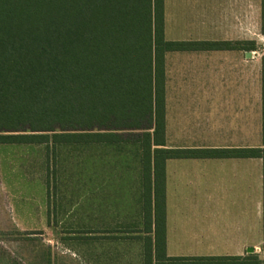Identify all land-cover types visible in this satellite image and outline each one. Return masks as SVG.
I'll use <instances>...</instances> for the list:
<instances>
[{"label": "trees", "instance_id": "obj_1", "mask_svg": "<svg viewBox=\"0 0 264 264\" xmlns=\"http://www.w3.org/2000/svg\"><path fill=\"white\" fill-rule=\"evenodd\" d=\"M230 43L167 40L164 0H0V144L45 145L54 161L68 148L134 146L149 171L154 161L157 264H258L254 255L166 256L167 158L264 159V147H162L166 53L224 49ZM46 185L49 195L52 188L58 191V184ZM60 207L65 209L54 208ZM59 223L56 219L53 225ZM86 232L80 224L62 231L77 236ZM152 251L147 246L146 264H152Z\"/></svg>", "mask_w": 264, "mask_h": 264}, {"label": "crops", "instance_id": "obj_2", "mask_svg": "<svg viewBox=\"0 0 264 264\" xmlns=\"http://www.w3.org/2000/svg\"><path fill=\"white\" fill-rule=\"evenodd\" d=\"M226 2L164 0L166 39L230 41L210 37L218 33V4ZM222 26L225 27L224 23ZM168 34L173 38H168ZM230 42L224 49L166 53L164 149L251 147V108L256 103L262 110L263 96L257 95L255 102L251 103V50L248 43ZM4 146L0 144V232L5 231V206H13L17 216L24 213L22 206H71L67 192L51 190L49 195L47 189L43 190L39 178V189L35 181H23V188H20L21 183L19 187L16 182L12 183L11 180L23 179L24 176L18 171L5 173ZM251 159L259 158H167L164 161L167 257L202 259L249 256L248 210L245 220L244 209L229 210L226 206H249ZM135 160L137 165L133 169L98 172V188L91 196L94 200L89 202L90 196H84L82 204L90 206L92 203L97 209L99 206L97 214L93 215L95 222L87 223L80 218V226L87 232L79 236L60 234L62 241L98 245L134 242L137 251L133 255L125 253L129 254L126 256L129 263L133 259L138 264H146L145 251L150 246L153 249L152 264H157L154 161L149 171L140 157ZM31 185L33 188L25 190L26 186ZM262 192L260 206L264 201V173ZM100 206L137 207L134 215L128 213L121 217L116 210L109 208L106 211ZM25 223L31 226L33 222L27 220ZM19 225L23 226V223L19 222ZM49 226L53 227V224ZM67 226L69 228V224ZM95 253L97 264H110L119 257L117 251L112 250Z\"/></svg>", "mask_w": 264, "mask_h": 264}, {"label": "rangeland", "instance_id": "obj_3", "mask_svg": "<svg viewBox=\"0 0 264 264\" xmlns=\"http://www.w3.org/2000/svg\"><path fill=\"white\" fill-rule=\"evenodd\" d=\"M218 4V33L210 37L219 40L237 41L255 47L250 56V90L251 103L254 97L263 96L264 103V0H243V2H228ZM224 23L225 27L222 26ZM225 33H221L222 31ZM172 39L173 36L167 35ZM182 37V36H181ZM243 39V40H242ZM257 101V99H256ZM252 106V105H251ZM262 111V114H261ZM264 106L262 110L257 106L251 108L250 146L264 147ZM5 173L18 171L22 177L11 180L16 186L22 187V182L32 181L40 188L38 179L42 182L43 190L46 182L51 186L58 184V192L62 191L71 199V206L62 210L52 206L51 223L59 220V225L50 227L48 219V206H22L25 208L22 216H17L13 206H5V231L0 232V264H97L96 251H117L118 259L110 264H138L129 259L125 253L133 255L137 251L134 242L105 243L102 245L65 242L60 238L62 231L68 228L67 224L77 226L82 222L94 223V213L97 206L90 203L82 206L84 196H90L98 188L99 171H117L133 169L139 158L134 146H88L80 151L63 150L60 160L54 161L48 157L45 145H12L5 144ZM136 164V165H135ZM250 169V198L249 206H226L229 210L244 209V218L250 226V253L257 256L258 264H264V201L259 205L263 190L264 160L251 159ZM27 179V180H25ZM122 179V178H121ZM120 181H125L121 180ZM6 180V179H5ZM8 181V179L6 180ZM23 188V187H22ZM33 188L26 186L25 190ZM53 190V188H52ZM55 191V188H54ZM96 197V195H95ZM97 200V199H96ZM88 203V200L85 201ZM137 206H100L102 210H116L122 217L128 213L134 215ZM67 208H69L67 210ZM82 216V217H81ZM21 219L19 220L18 219ZM82 220H81V219ZM31 220L32 225L25 222ZM19 222L23 223L19 225ZM74 224V225H73ZM125 254V256H123ZM132 257V256H131ZM178 264H206L199 260L187 261ZM240 264V263H227Z\"/></svg>", "mask_w": 264, "mask_h": 264}, {"label": "water", "instance_id": "obj_4", "mask_svg": "<svg viewBox=\"0 0 264 264\" xmlns=\"http://www.w3.org/2000/svg\"><path fill=\"white\" fill-rule=\"evenodd\" d=\"M249 54L251 55V52Z\"/></svg>", "mask_w": 264, "mask_h": 264}]
</instances>
